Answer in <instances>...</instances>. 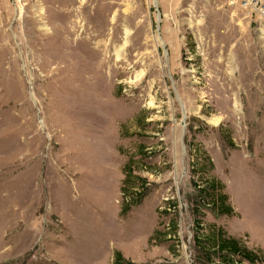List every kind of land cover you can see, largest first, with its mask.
<instances>
[{
	"label": "rangeland",
	"instance_id": "1",
	"mask_svg": "<svg viewBox=\"0 0 264 264\" xmlns=\"http://www.w3.org/2000/svg\"><path fill=\"white\" fill-rule=\"evenodd\" d=\"M124 165L145 181L125 211ZM196 167L233 211L200 205L202 227L264 254V18L230 0H0V264H209Z\"/></svg>",
	"mask_w": 264,
	"mask_h": 264
},
{
	"label": "trees",
	"instance_id": "2",
	"mask_svg": "<svg viewBox=\"0 0 264 264\" xmlns=\"http://www.w3.org/2000/svg\"><path fill=\"white\" fill-rule=\"evenodd\" d=\"M205 160L209 166L207 158ZM199 164V163H198ZM203 169L204 164H199ZM198 183H193L197 192L198 205L191 208L192 222V243L194 247L204 255L203 261L209 264H253L263 263L264 254L261 249H251L241 244L239 239L221 226H211L204 229L201 223L200 205L207 206L210 211L218 215L229 216L232 208L227 201V195L222 190L220 181L213 177H207L206 173L201 172L197 167ZM144 179L139 175L131 173L128 165H124V173L119 186L121 209L127 210L130 205L137 204L142 197L144 189ZM203 203V204H202ZM174 206V205H173ZM175 230L174 225L172 231ZM113 264H123L124 261L118 250L112 252ZM123 262V263H122Z\"/></svg>",
	"mask_w": 264,
	"mask_h": 264
},
{
	"label": "built area",
	"instance_id": "3",
	"mask_svg": "<svg viewBox=\"0 0 264 264\" xmlns=\"http://www.w3.org/2000/svg\"><path fill=\"white\" fill-rule=\"evenodd\" d=\"M238 1L242 7H247L255 11L260 17L264 18V0H230V3Z\"/></svg>",
	"mask_w": 264,
	"mask_h": 264
}]
</instances>
